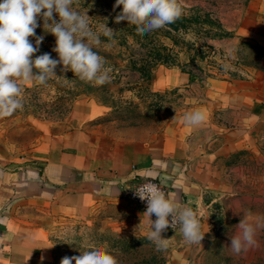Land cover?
Segmentation results:
<instances>
[{
  "label": "rangeland",
  "instance_id": "374dc122",
  "mask_svg": "<svg viewBox=\"0 0 264 264\" xmlns=\"http://www.w3.org/2000/svg\"><path fill=\"white\" fill-rule=\"evenodd\" d=\"M247 1L178 0L182 14L175 22L142 31L135 18L115 20L124 8H114L115 0H74L73 8L88 15L92 31L102 32L107 26L113 33L111 38L101 34L97 49L109 79L102 85L81 81L58 63L57 75L46 83L20 81L23 108L0 116V166L8 167L9 173L27 168L38 172L45 163L46 148L61 146L67 134L89 136L90 146L97 151L131 142L156 144L176 132L178 116L189 113L201 99L215 98V87L229 86V80L264 77V51L236 29ZM53 16L59 20L58 14ZM38 24V36H44L39 46L50 48L45 53L59 60L53 50L55 35L45 32L41 17ZM29 40L35 44V36ZM136 61L148 65L146 72L134 67L139 65ZM225 64L231 67L225 70ZM233 125L229 122V129ZM254 148L249 145L229 154V211L224 209L208 224L198 244L187 243L180 230L167 228L162 235L168 247L159 250L147 239L149 233L124 220L102 214L86 219L52 214L49 190L37 209L29 176L18 178L20 191L13 196L6 192L9 181L3 183L0 177V223L13 220L19 226L35 225L46 231L53 246L48 264H61L68 257L78 264L80 250L90 244H104L117 256L118 264H264V228L257 231L258 246L240 254L229 247L243 218L264 217V161L262 152ZM25 181L30 185L26 187ZM13 263L22 262H0Z\"/></svg>",
  "mask_w": 264,
  "mask_h": 264
},
{
  "label": "crops",
  "instance_id": "0c3cea01",
  "mask_svg": "<svg viewBox=\"0 0 264 264\" xmlns=\"http://www.w3.org/2000/svg\"><path fill=\"white\" fill-rule=\"evenodd\" d=\"M236 26L250 43L264 51V0H248ZM227 85L211 88L216 97L201 99L189 111L205 113L200 124L187 123L185 115H180L176 132L161 142H131L97 151L90 146L89 136L67 134L61 138V146L46 148L42 170L27 168L9 173L8 167L0 166L1 181H9L6 192L13 196L20 191L18 178L32 177L37 209L44 201L43 193L49 190L52 214L79 219L102 214L149 233L151 217L146 212H134L120 193L123 185L136 176L159 178L181 207L192 208L211 225L224 209L229 211V154L250 145L262 152L264 161V77L229 80ZM229 122L234 124L230 129ZM3 223L0 262L52 261L53 246L46 231L35 225L19 226L13 220Z\"/></svg>",
  "mask_w": 264,
  "mask_h": 264
},
{
  "label": "clouds",
  "instance_id": "9594fccd",
  "mask_svg": "<svg viewBox=\"0 0 264 264\" xmlns=\"http://www.w3.org/2000/svg\"><path fill=\"white\" fill-rule=\"evenodd\" d=\"M74 0H0V116H8L23 108L20 81L36 80L43 84L54 76L58 63L65 70L71 69L81 81L104 84L108 79L107 69L97 49L101 46L100 35L111 38L113 33L104 26L102 32L92 31L88 15L73 8ZM124 5L115 17L122 21L130 16L138 21L142 31H154L173 22L182 14L178 0H115V7ZM59 16L57 21L53 14ZM38 17L44 21L45 32L56 37L53 49L59 60L49 53L35 56L43 35L36 36ZM35 36V46L29 40ZM230 55V53H228ZM225 70L231 66L223 65ZM187 123L197 125L205 119L202 110L186 113ZM136 190L141 200H147L146 213L151 218V231L147 239L154 242L157 249L168 247L167 238L162 233L177 225L184 240L189 244L201 243L209 226L206 217H198L190 207H181L170 194H166L153 183H146ZM264 228V217L254 221L243 218L237 225L236 234L231 236L229 245L235 254L256 247L258 229ZM74 259V258H73ZM73 259H64L61 264H73ZM78 264H118L117 256L104 244H90L80 250Z\"/></svg>",
  "mask_w": 264,
  "mask_h": 264
},
{
  "label": "built area",
  "instance_id": "2783aa9c",
  "mask_svg": "<svg viewBox=\"0 0 264 264\" xmlns=\"http://www.w3.org/2000/svg\"><path fill=\"white\" fill-rule=\"evenodd\" d=\"M146 183H153L159 187L160 190L165 192L166 194H170V188L159 178H140L138 176L134 177L132 181L127 182L123 185L120 196L121 198L126 201L131 206L145 212L147 209V200H141L136 195V190L138 187L146 184ZM153 220L156 219L155 215L151 217ZM169 230L175 231L171 227H168ZM180 230V226L177 225L176 231Z\"/></svg>",
  "mask_w": 264,
  "mask_h": 264
},
{
  "label": "trees",
  "instance_id": "16d2710c",
  "mask_svg": "<svg viewBox=\"0 0 264 264\" xmlns=\"http://www.w3.org/2000/svg\"><path fill=\"white\" fill-rule=\"evenodd\" d=\"M35 33H36V36H38L39 33H41L40 29L36 28L35 29ZM45 39H46V41H49L50 40L48 37H46ZM31 42L33 43V41H31ZM33 45L35 46V44H33ZM48 49H50V48H44L43 49L41 46H39V51L33 54V58H35V56L41 55L40 53H43V52L45 53ZM143 61L145 62V60H143ZM143 61H136V62H138L139 65H137L136 63H134L135 64L134 67L136 69H138L140 72H142V71L143 72H146V69L148 67V65L146 63H144ZM145 64H146V66H145Z\"/></svg>",
  "mask_w": 264,
  "mask_h": 264
}]
</instances>
